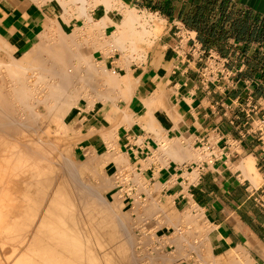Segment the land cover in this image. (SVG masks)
Here are the masks:
<instances>
[{
  "label": "crops",
  "instance_id": "obj_1",
  "mask_svg": "<svg viewBox=\"0 0 264 264\" xmlns=\"http://www.w3.org/2000/svg\"><path fill=\"white\" fill-rule=\"evenodd\" d=\"M115 1L152 15L156 23L142 57L118 49L104 58L99 53L111 83L97 102L72 115L73 160L89 184L75 189L86 199L77 207L94 206L89 214L104 221L93 219L106 226L94 222L103 232L109 202L116 213L129 208L142 249L165 256L159 264H264V0ZM76 6L62 14L78 15ZM99 7L98 20L106 15L105 6ZM58 9L47 0H0V38L29 52L42 43ZM115 25L107 26L106 36ZM87 189L98 192L92 193L102 203ZM59 205L55 214L64 212ZM63 214L62 225L73 221ZM74 217V224L63 227L80 229ZM81 229L74 238L81 234L84 247L86 240L95 246L86 249L92 259L85 248L81 255L80 243L79 252H60L43 232L39 255L55 264H104L107 238L101 239L107 234L94 230L89 239Z\"/></svg>",
  "mask_w": 264,
  "mask_h": 264
},
{
  "label": "bare ground",
  "instance_id": "obj_2",
  "mask_svg": "<svg viewBox=\"0 0 264 264\" xmlns=\"http://www.w3.org/2000/svg\"><path fill=\"white\" fill-rule=\"evenodd\" d=\"M34 1V0H33ZM36 2H38L37 0H35ZM47 1H51V2H55L56 4H57V6H58V12H59V16H58V18H57V20H55V21H53V22H50V24H48L47 26H46V29H45V32L43 33V37H42V41H40V42H42V43H39V44H42L43 46L41 47V45H36V46H34L29 52H27L24 56H20V57H13V60H11V59H9L10 60V62H5L6 60H5V58H4V60L2 59L1 60V58H0V73H1V82H2V84L0 85V159H1V162L3 163V165L4 166H2L1 168H0V225L1 224H3V222L5 221V220H7L8 221V225H6V227H5V232L7 233V235H6V239L4 238V240L2 239L1 240V242L2 243H4L5 245H8V247L7 248H9V250H11V252H8V254H7V256H6V254H4V257L6 256V260H7V262H9V263H11V264H39V261H40V263H41V259L43 258V255H44V253H41L40 252V255H39V237L43 234V233H45L44 235H43V237H45V238H47L48 240H49V242L51 243V242H53V241H56V245H57V247L56 246H54V247H56V248H58V249H60V248H62V250L60 251V252H63L64 251V249H67V250H69V249H76L77 248V243H80L81 245H82V243L84 244V242H85V239H84V242H82L83 240L81 239L82 237H81V234H80V236L79 237H77L78 238V240L80 239L81 240V242H79L76 238H74V236L76 235V233L78 234V232H80L81 233V231H80V229H81V227L82 226H80V227H78V228H80V229H76L77 227V225L75 226H70L69 227V229H66V228H64L63 226H65V225H68L69 226V224L71 223H73L74 224V222L72 221V222H69L68 224H65V225H62L63 223H65V221L63 220V218L62 217H64V212H65V215L67 214L68 215V212L71 210V206L70 205H68L67 204V202L69 203V201H71V200H69L68 199V197L70 196V194L68 195V197H67V195L66 194H64V189L65 188H68V192H71L70 191V189H69V187H68V185H67V187L65 186V183H63L62 184V182L63 181H61V180H65V179H61L60 181H61V184H62V189L63 190H61V193H59L60 191H58V189H61V187L59 188V186L58 187H56L57 189H55V191L57 192V195H56V193H55V196H53V198H52V196H50V199H51V208L49 209V207H48V209H47V207H46V212H44L45 214H44V218H43V220H42V223L41 224H39V205L41 204L39 201H43V198H40L39 199V184L42 186V188L45 186V187H47L48 185L50 186V182L51 181H49V180H45L44 178H45V175H49V174H47V172H49L47 169H46V167L45 168H43V169H45L44 171H46V174L44 173V177H42V180L40 179L39 180V177L42 175L43 176V173H41L42 172V170L43 169H41L43 166H41V172H40V170H39V166L40 165H42V164H44V163H42V161L43 160H46L47 161V159H45L46 157H49V156H47L51 151H49L50 150V148H49V150L47 151H45L44 149H42L41 150V147L39 146V145H36L37 144V142H35L34 141V139H32V141L30 140V142H26V141H24L23 143L21 142V146H19V147H10V144H9V141H8V138L10 139V137L9 136H12L11 135V130L12 129H14L13 127H12V125L13 124H16L15 122H10L11 121V119H14L15 121H18L19 123H20V125L21 126H25V128H27V126H30V123H32L31 121H33V125L35 126V129H36V122H35V124H34V120H35V118H32L33 117V115H32V117L31 118H29L30 116H28V119H29V121H28V119L26 120V118L25 119H23L24 117V113H19L18 111V114L19 115H16V113L13 111V113H15V115L16 116H14L13 118H11V116H13V113H8V110H12V107H11V105L9 106L8 105V103L5 101V99L6 98H8V100H11L12 102H13V104L15 105V106H18V108L19 107H21L22 108V111L24 112L25 110H28V109H26V107L28 106V102H27V105H24L23 103L25 102V98L27 99H29L30 98V96H32L33 97V93L34 94H36V96H37V94H38V96L37 97H33V102L35 103V105L38 107V105H43V106H45V108L43 107V106H41V107H43L45 110H46V114H47V116H46V114L44 115L43 113V115L44 116H46V117H48V119L49 120H51V121H56V120H62V125H61V127L62 128H60V129H63V127L64 128H66L67 126H66V123L67 122H65V119L68 117V116H70L71 115V112L73 111V109L75 108V103H76V100H77V98H79V97H77V96H75L76 94H75V92H74V96H72L73 95V91H75V90H78L77 89V87H78V85H76L77 83H74V81H76V76H75V73H73V75L71 76V74L69 73V72H71V71H69L68 73L70 74V76L71 77H69V76H67V77H65V76H63V75H65L66 73H65V70H63L64 71V73H61V75H62V77L63 78H61V76H60V74L58 73V76L56 75V77H60L59 79L60 80H58V81H52V82H48V81H46V74L43 76V74L46 72H44L43 73V71L44 70H48V72L49 73H51L52 72V70H54L55 68H57V66H59V65H53L54 64V62H56V60L54 61L53 60V58H57V57H55V56H53L52 58L49 56L50 54L48 53V56L50 57V59L52 60L51 61V66L53 65L55 68L53 69V67H49V65H48V67L49 68H51V69H48L47 67H45V65H40V64H42V62L40 61V64H39V58H41L42 56H40V54H39V49L40 48H44V46H45V43H46V38L47 37H49V38H52V36H54V32H57L58 34H59V39H57V37H56V39L57 40H59V41H61V39L63 40V38L64 37H67L68 36V38H69V36L73 33V32H71V34L69 35V34H67V29H66V25L67 24H69L70 23V18H75V19H77V20H82V23H83V27H82V29H81V27L79 28L80 30H82V34L84 33V35H85V37L86 38H84V36H83V38L84 39H87V40H89L90 38H92V37H95L96 38V36H98V39L100 38V35L97 33L98 31H99V29H102V30H105L106 28H107V26L111 23V22H114L116 25V30L115 31H113V33H111L112 35H111V38L109 39V40H104V41H102L103 42V47H106V48H108L109 46H111V48L113 47H115V46H117L118 44H116V43H121V41H122V38H123V36L121 37V29H122V27H128L127 28V30L130 28V30L129 31H131V29L133 30L134 29V31H136L138 34H136L135 33V35L134 36H136V35H139V36H141V38H143L142 40H144L145 42H147V40L151 37V36H153L152 35V33L150 32V30L149 29H145V28H141V30H138L139 28H136L135 27V25L136 24H139L141 27H143V26H145V25H143V23H141L140 22V20H141V17L136 13L137 11H135V10H127L126 12H125V14H124V17L121 19V20H118L114 15H113V12L114 11H116L117 13L119 12L118 10H119V6H118V3H117V1H113L112 3H111V0H68L67 2H66V0L64 1H62V0H47ZM114 3V4H113ZM87 4H90V6L89 7H86L87 6ZM98 4H103L104 6H105V8H106V15L103 17V18H101V19H99L98 21H96L92 16H90V14H89V11L91 10V9H93V7H95V6H97ZM70 5H72V6H75V5H77L76 6V8L74 9V11H76L77 12V14L78 15H76V16H73V17H71V16H65V15H63L62 14V12H67L68 10H67V6H70ZM17 22V21H16ZM144 24H145V22H144ZM148 24V23H147ZM148 26V25H147ZM74 28L75 29H77L75 26H74ZM69 30V29H68ZM78 30V29H77ZM80 32V31H79ZM78 32V33H79ZM100 32V31H99ZM125 32V31H124ZM57 33L55 34V35H57ZM132 33V32H131ZM74 34V38H76V36H75V32L73 33ZM80 34V33H79ZM82 34H80V35H82ZM78 35V34H77ZM103 35V34H102ZM125 35V34H124ZM127 36V38H128V34H126ZM73 36V35H72ZM72 36H70V40L71 39H73L72 38ZM78 37V36H77ZM125 37V36H124ZM130 37V36H129ZM61 38V39H60ZM68 38H66V40L68 39ZM136 38H138V37H136ZM1 39V38H0ZM53 39V38H52ZM125 39V38H124ZM129 39V38H128ZM135 39V38H134ZM54 40V39H53ZM70 40L68 41V42H70ZM93 40H95V39H93ZM127 40V39H126ZM141 40V41H142ZM64 41H65V38H64ZM97 41V40H96ZM124 41V40H123ZM134 41V40H133ZM132 41V42H133ZM137 41V40H136ZM143 41V42H144ZM149 41V40H148ZM48 42V41H47ZM52 42H54L53 44H54V46H56V45H58L59 46V44L61 43V42H59V44H56L55 43V41H52ZM94 42V41H93ZM131 42V43H132ZM138 42V41H137ZM151 42V41H150ZM139 43V42H138ZM137 43V44H138ZM141 43V42H140ZM148 43V42H147ZM47 44V43H46ZM49 44V43H48ZM56 44V45H55ZM65 44V43H64ZM64 44H62V45H60V46H63ZM72 44V42H70V44L69 45H71ZM93 44H95V43H93ZM121 44H124V43H121ZM126 44V43H125ZM137 44H135L134 45V48H133V50H134V52L137 50V52H138V50L140 51V49L138 48V46H137ZM142 44V43H141ZM68 45V46H69ZM14 46V45H13ZM49 46V45H48ZM57 46V48L56 47H54V48H56V49H59L60 48V46L58 47ZM119 46V48L120 49H123V48H121L123 45H118ZM117 46V47H118ZM126 46V45H125ZM128 46V45H127ZM49 47H51V46H49ZM48 47V51H50L49 49H52L53 48V45H52V47L51 48H49ZM65 47H66V45H65ZM79 48H77V51L80 49V50H82V51H78L77 53H74V55L75 56H77V58H78V60H79V63L81 62V63H83V65H84V63L87 61V62H89L90 63V61H91V58H96V54H92V53H94V49H95V46L93 45H91L90 44V46H88V47H86L87 49L85 50V47L84 48H80V47H82V46H78ZM89 47H90V50H89ZM140 47V46H139ZM8 48V47H7ZM46 48V47H45ZM44 48V49H45ZM53 48V50H55L56 51V49H54ZM62 48V47H61ZM69 48V50H70V48L71 47H68ZM73 48H74V46H73ZM72 48V49H73ZM144 48V47H143ZM3 49V48H2ZM6 49V48H5ZM9 49H10V47H9ZM15 49H17V48H15ZM14 49V50H15ZM63 49V48H62ZM61 49V50H62ZM65 49V48H64ZM142 49V48H141ZM74 50V49H73ZM114 50V49H113ZM4 51V53H6V54H8V53H10V52H5V51H7V50H3ZM47 51V52H48ZM71 51V50H70ZM109 51L111 52V50L109 49ZM141 51H143V49L141 50ZM52 52V51H51ZM62 51H59L58 50V53L59 54H57L58 55V57H59V55H60V53H61ZM65 52H67V50L65 51ZM64 51H63V53H65ZM110 52H107V53H105V55L106 56H108L109 55V53ZM45 53V52H44ZM54 53V52H53ZM3 55V54H2ZM9 55V54H8ZM47 55V54H46ZM45 56V55H44ZM47 56V57H48ZM75 56H73V57H75ZM62 57H65V56H62ZM69 57H71V55H70V53H69ZM8 57H6V59H7ZM9 58H12L11 56L9 57ZM75 59H76V57H75ZM78 60H76V63H77V61ZM93 60V59H92ZM48 61V59L45 61V62H47ZM50 61V60H49ZM54 61V62H53ZM57 61H58V59H57ZM67 61V60H66ZM53 62V63H52ZM65 62V61H64ZM95 62V61H94ZM49 63V62H48ZM61 63V62H60ZM66 63V65H68L69 63L68 62H65ZM78 63V65L77 66H75V70H76V67H80V65H82L81 63L79 64ZM39 64V65H38ZM43 64H44V62H43ZM62 64H63V66L62 67H64V63L62 62ZM61 64V65H62ZM87 64V63H86ZM86 64H85V66H86ZM90 64H93V62H91ZM89 64V65H90ZM88 65V64H87ZM47 66V65H46ZM91 67H92V65H90ZM89 66V68H87V66H86V69L85 70H87V69H89V70H87L85 73H87L88 71L90 72V74H91V67ZM60 67V66H59ZM58 67V68H59ZM72 67H74V66H72ZM93 69L92 70H94L95 69V63H94V66L92 67ZM4 69V70H3ZM64 69H66V68H64ZM68 69H69V65H68ZM102 69V68H101ZM43 70V71H42ZM49 70H51V72L49 71ZM70 70V69H69ZM85 70H83V71H85ZM104 70V69H103ZM27 71H32L33 72V74L32 75H34V73H36L37 71H39L40 73H43L42 75L40 74V73H38V74H40V79L41 80H43V79H45V83H43L42 81V83L44 84V85H46V86H42V87H48V90L46 89L45 90V92H41L40 91V89H39V91H37L38 89H36L37 87H35V88H33V87H31L30 86V84L32 83H34V84H37V82L36 81H38L39 80V76L37 75H35V76H31V77H35V81L34 82H29V80H27L26 78L27 77H25V74H26V72ZM42 71V72H41ZM59 72H60V69L58 70ZM68 71V70H67ZM66 71V72H67ZM77 71V70H76ZM48 72H46V73H48ZM56 72V74H57V71H55ZM78 72H80V71H78ZM78 72H76V75L78 74ZM82 72V71H81ZM80 72V73H81ZM93 72V71H92ZM67 73V75H69ZM79 73V74H80ZM83 73H81V75H82ZM48 75V74H47ZM84 75V74H83ZM82 75V76H83ZM89 75V74H88ZM26 76H28V75H26ZM51 77H52V79L53 78H55V77H53V74L52 75H50ZM54 76H55V73H54ZM91 76V75H90ZM108 77V76H107ZM28 78H29V76H28ZM78 78H80V75L78 76ZM91 77H89V79H90ZM33 79V78H32ZM38 79V80H37ZM56 79V78H55ZM80 79H82V77L80 78ZM48 80V79H47ZM51 80V79H50ZM88 80V79H87ZM86 80V81H87ZM85 81V80H84ZM89 81V80H88ZM36 82V83H35ZM39 82H40V80H39ZM77 82L79 83V80L77 79ZM81 82V81H80ZM83 82V81H82ZM42 83H41V85H42ZM85 83V82H84ZM106 83V82H105ZM108 83V82H107ZM80 85H81V83H79ZM38 85H40V83H38ZM87 85V84H86ZM128 85V84H127ZM35 86V85H34ZM37 86V85H36ZM83 86V85H82ZM81 86V87H82ZM119 86V85H118ZM41 87V86H40ZM41 87V88H42ZM50 87V88H49ZM70 87H72V88H70ZM80 87V88H81ZM110 88V87H109ZM45 89V88H44ZM71 89H74L73 91L71 90ZM87 89V88H86ZM43 90V89H42ZM91 90H93V89H91ZM123 90H121V92H122ZM127 92V91H126ZM78 94V93H77ZM82 94V93H81ZM90 94V93H89ZM40 95V96H39ZM79 96H80V98L79 99H81L82 97H81V95H80V93H79ZM93 96V95H92ZM74 97H76V98H74ZM91 97V96H90ZM101 97V96H100ZM122 98V97H121ZM31 100V101H32ZM10 101V102H11ZM30 101V100H29ZM30 101V102H31ZM6 102V103H5ZM32 102V103H33ZM13 105V106H14ZM30 105H32V104H30ZM9 107H11V108H8ZM25 107V110L23 109ZM33 107H35V106H33ZM27 108H29V107H27ZM31 108H32V106H31ZM30 108V109H31ZM15 110H16V107L14 108ZM34 109H36V107L34 108ZM75 110V109H74ZM9 111V112H10ZM20 111V110H19ZM21 111V112H22ZM31 111H32V113H31ZM33 108H32V110H30V113L31 114H33ZM12 112V111H11ZM25 112H27V111H25ZM29 112H28V114L29 115H31ZM36 113V111L34 112V114ZM39 111L35 114V117H37V119L39 120V118H38V115H39ZM10 114H12V115H10ZM40 115H41V113H40ZM44 116H43V118H44ZM23 117V118H22ZM42 117V116H41ZM50 117V118H49ZM11 118V119H10ZM20 118H22L23 119V121H20L19 119ZM63 118V119H62ZM70 118V117H69ZM30 119H31V121H30ZM34 119V120H33ZM41 119V118H40ZM44 119H46V118H44ZM44 119H43V121H44ZM13 120V121H14ZM123 120V119H122ZM43 121H41V122H43ZM10 123H12V125L10 124ZM29 123V124H28ZM48 123V122H47ZM46 123V124H47ZM7 124H9V125H11V126H9L8 128H7ZM32 125V124H31ZM32 125V126H33ZM33 126V127H34ZM75 126V125H74ZM10 127L12 128L11 130H10ZM16 127L18 128H20V126H17V124H16ZM17 128H15L16 130H17ZM29 128V127H28ZM27 128V129H28ZM38 128H39V126H38ZM14 129V130H15ZM30 129H32V128H29V130L28 131H30ZM19 130V131H18ZM17 130V133L18 132H20V131H22L21 130V128L20 129H18ZM26 130V129H25ZM34 130V129H33ZM38 130V129H37ZM13 131V130H12ZM66 131V130H65ZM27 132V131H26ZM22 133V132H21ZM24 133V132H23ZM63 134V133H62ZM80 135V134H79ZM24 139V138H23ZM20 140V139H19ZM25 140H27L26 138H25ZM36 140V139H35ZM38 140V139H37ZM28 141V140H27ZM39 141V140H38ZM31 142H35L36 144V146H38V147H40V148H38V147H35V149H33L34 147H33V144L31 143ZM40 143H42V141H39ZM78 142V141H77ZM11 143V142H10ZM13 143V142H12ZM12 145V144H11ZM47 144H45V146H46ZM16 146V145H15ZM43 147V146H42ZM109 147V146H108ZM113 147V146H112ZM46 148H48V147H46ZM45 148V149H46ZM64 153V152H63ZM61 156V155H60ZM112 156V158H114L113 160H115L116 158V156L114 157V154L113 155H111ZM110 156V157H111ZM58 157V156H57ZM67 158V157H66ZM94 158V157H93ZM103 159V158H102ZM62 160H63V158H62ZM68 160V159H67ZM99 160H100V158H99ZM54 161H56V160H54ZM70 161V160H69ZM119 161V160H118ZM117 161V162H118ZM49 162V164H50V161H48ZM47 162V163H48ZM65 162V161H64ZM68 162V161H67ZM96 162V161H95ZM42 163V164H41ZM56 163V162H55ZM54 163V164H55ZM91 163H92V161H91ZM91 163H89V164H91ZM99 163V161L97 160V164ZM40 164V165H39ZM51 164H52V162H51ZM60 164V163H59ZM72 164V163H71ZM82 164H83V162H82ZM86 164H88V163H84V165H83V167L84 166H88V165H86ZM95 164V163H94ZM2 165V164H1ZM60 166V165H59ZM82 166V165H81ZM92 166V165H91ZM89 167V166H88ZM87 167V168H88ZM60 168V167H59ZM63 169V168H62ZM52 170V169H51ZM51 170H50V172H51ZM60 170V169H59ZM66 170V169H65ZM68 170V169H67ZM85 170V169H84ZM92 171H94V169H91ZM55 171H57V169L55 170ZM54 171V172H55ZM91 171V172H92ZM39 172H40V176H39ZM53 172V171H52ZM66 172V171H65ZM70 172H72L71 170H70ZM95 172V171H94ZM80 173V172H79ZM50 174H52V173H50ZM67 174L69 175V174H71V173H69V172H67ZM73 174H75V172L73 173ZM54 175V174H53ZM50 176V175H49ZM52 176V175H51ZM70 176V175H69ZM69 176L67 177V178H69ZM72 176H74V175H72L71 174V179H73L72 178ZM118 176V175H117ZM54 177V176H53ZM53 177H51V179L49 178V177H47V178H49L50 180H52L53 181ZM80 177V176H79ZM84 177V176H83ZM34 178V181L33 180H30V179H33ZM55 178V177H54ZM74 178H75V176H74ZM76 178H77V176H76ZM82 178V177H81ZM44 179V180H43ZM56 179V178H55ZM78 180V179H77ZM39 181H40V183H39ZM48 181V182H47ZM66 181V180H65ZM73 182V180H70V182ZM67 182V181H66ZM78 182V181H77ZM76 182V183H77ZM50 183V184H49ZM54 183V182H53ZM74 183V182H73ZM73 183H71V184H73ZM105 183H107V182H105ZM33 184V185H32ZM58 184H59V182H58ZM61 184H59V185H61ZM83 184V183H82ZM88 186H89V184L88 183H86ZM29 185H31L30 187H32L33 189H35V191H36V193L35 194H37L35 197L36 198H34V195H28V193L27 192H25V193H23V194H20V191L21 190H23V187H26V186H29ZM70 185V184H69ZM75 185V184H74ZM78 185V184H77ZM85 185V184H84ZM83 185V187L85 188V186ZM92 185V184H91ZM63 186H65V187H63ZM72 186V185H71ZM101 186V189H103L104 187H106V186H104V187H102V185H100ZM109 186V185H108ZM29 188V187H28ZM50 188V187H49ZM76 188V187H75ZM84 188H82V189H84ZM96 188V187H95ZM97 188H99V187H97ZM48 189V188H47ZM46 189V190H47ZM78 189H79V187H78ZM86 189V188H85ZM105 189V188H104ZM25 190V189H24ZM27 190V189H26ZM44 190V189H43ZM73 190H75V189H73ZM80 190V189H79ZM97 190H99V189H96V191ZM48 191V190H47ZM50 191V190H49ZM52 191V190H51ZM85 191V190H84ZM89 191H91L90 193H92L94 190H88L87 189V192L89 193ZM28 192H30V191H28ZM63 192V193H62ZM67 192V193H68ZM76 192V195L78 194L77 193V191H75ZM86 192V193H87ZM52 193H53V191H52ZM65 193H66V191H65ZM87 193V194H88ZM89 193V194H90ZM93 193H95V195H97L96 197H98L99 195L98 194H96V193H98V192H93ZM93 193H92V195L91 196H93ZM32 194V193H31ZM49 194V193H48ZM54 194V193H53ZM52 194V195H53ZM81 193H79L78 194V196L80 195ZM86 194V195H87ZM100 194H101V192H100ZM50 195V194H49ZM72 197H73V192H72ZM40 196H43V195H41L40 194ZM77 196V197H78ZM83 196H85V195H83ZM88 197H89V195H87ZM101 196V195H100ZM94 197V196H93ZM96 197H94L95 199H96ZM71 198V197H70ZM75 197H73V199H74ZM87 198V197H86ZM101 198H102V196H101ZM101 198H99V201H100V199ZM73 199H72V202H73ZM82 199H83V197H82ZM88 199V198H87ZM98 199V198H97ZM96 199V200H97ZM103 199V198H102ZM45 198H44V202H45ZM77 200V199H76ZM80 199H79V197H78V201H79ZM86 201V199H85V197H84V199H83V201ZM92 200V199H91ZM95 200V202L96 203H98L97 201ZM75 201V200H74ZM80 201H82V200H80ZM80 201H79V204H80ZM85 201H84V204H85ZM104 201V200H103ZM63 202H64V204H63ZM71 202V203H72ZM94 201L92 200V203H93ZM40 203V204H39ZM61 203V204H60ZM74 203V202H73ZM72 203V204H73ZM100 203H102V200L100 201ZM100 203H98V205H99V207L101 208L102 206L100 205ZM114 203V202H113ZM28 204H32V206H30V210H29V206H28ZM61 205V206H63V207H65L64 209H62V210H64V212L63 213H61L60 212V210H57V211H59L61 214H63V216L60 214H58V213H54V207L56 206V205ZM71 204V205H72ZM84 204H83V207H84ZM94 204V203H93ZM44 205V204H43ZM48 205H50V203H48ZM59 205V206H60ZM65 205V206H64ZM73 205H75V204H73ZM89 205V204H88ZM97 205V204H96ZM97 205V206H98ZM6 206H7V212H6V210H5V208H6ZM41 207H42V204L40 205ZM76 206H78V205H76ZM106 206H108V205H106ZM105 206V208L106 209H108L107 207ZM114 206H115V204H114ZM41 207H40V210H41ZM80 207H82V206H80ZM94 207V206H93ZM93 207H92V209L90 208V210L92 211H94V209H93ZM99 207H97V208H99ZM112 207V206H111ZM56 209H57V206L55 207ZM61 207H59L58 209H60ZM72 208H74V207H72ZM76 208H78V212H80L81 210H79V207H76ZM88 208V206L85 208V209H87ZM100 208H99V212H100V214H102L101 213V211H100ZM103 208V207H102ZM105 208H103V210L102 211H104V209ZM113 208H115V207H113ZM45 209V208H44ZM70 209V210H69ZM85 209H83V210H85ZM4 210H5V212H4ZM43 210V209H42ZM74 210V209H73ZM72 210V211H73ZM90 210L88 211V210H85V211H88V212H90ZM109 210V209H108ZM107 210V211H108ZM114 210V209H113ZM112 210V211H113ZM76 211V209L74 210V212ZM117 211V210H116ZM56 212V211H55ZM82 212H84V211H82ZM96 212V211H95ZM98 212V211H97ZM99 212L97 213V214H99ZM110 212V211H109ZM56 215V217L58 216L59 218L57 219V218H55V220H57V223H55V224H58L59 226H56L55 224H54V219H53V215L54 214ZM77 213V212H76ZM91 213V212H90ZM104 213V212H103ZM114 213V212H113ZM46 214H48V215H46ZM58 214V215H57ZM83 214V213H82ZM86 214V216H87V218L89 217V215L91 216H93V213L92 214H89V215H87V213H85ZM85 214H83V215H85ZM99 214V215H100ZM106 214V217H107V221H108V218H111V217H109L108 216V213L106 212L105 213ZM105 214H103V215H101V217H103ZM117 214V213H116ZM41 215V214H40ZM66 215V216H67ZM72 215V212H69V216H71ZM77 216L79 215V214H76ZM75 214H74V216H76ZM81 215V214H80ZM110 215H112L113 217H115L113 214H111V212H110ZM43 216V215H42ZM61 216V217H60ZM67 217V219L68 218H70V217ZM73 216V215H72ZM71 216V217H72ZM82 216V215H81ZM86 216H84V217H86ZM83 217V216H82ZM94 217V216H93ZM95 217H98V215L97 216H95ZM95 217L94 218H91V223H92V219H94L95 220ZM101 217H99V219L101 218ZM117 217V216H116ZM42 218V217H41ZM40 218V219H41ZM64 218H66V217H64ZM74 218H75V220L77 219V217H73V220H74ZM86 218V219H87ZM90 218H88V219H90ZM71 219V218H70ZM69 219V220H70ZM80 219V216H79V218H78V220ZM87 219V220H88ZM104 220H106L105 218H103ZM115 220H117L118 221V219L117 218H114ZM77 220V221H78ZM96 220H98V219H96ZM95 220V221H96ZM112 220V222L114 223L115 221H113V218L112 219H110V221ZM121 220V219H120ZM119 220V221H120ZM81 221V220H80ZM95 221H93V222H95ZM101 221H103L102 219L99 221L98 220V222L100 223ZM107 221H106V223H107ZM117 221L115 222V223H117ZM56 222V221H55ZM97 222V221H96ZM95 222V223H96ZM104 222V221H103ZM62 223V224H61ZM80 223V222H79ZM95 223H92V224H95ZM102 223V222H101ZM70 224V225H71ZM78 224V223H77ZM91 224V225H92ZM97 224V223H96ZM105 224V223H104ZM112 224V223H111ZM118 224H119V222H118ZM117 224V225H118ZM41 225V226H40ZM81 225H82V223H81ZM87 225V224H86ZM98 226L100 225V226H102L101 224H97ZM108 225L109 224H107V228H108ZM40 226V227H39ZM62 226V227H61ZM67 226V227H68ZM88 226V225H87ZM92 226H94V225H92ZM98 226H96V229L94 228V230H96L97 231V227ZM104 226V225H103ZM113 226V227H112ZM110 225V227L107 229V232H103V231H101V230H99L100 232H103V233H105V235L104 236H106V234H110L111 236V238L113 237V236H115V229H117L118 228V226H120L121 227V225H118V226H115V225ZM126 226V225H125ZM104 227H106V226H104ZM104 227H102V228H104ZM116 227V228H115ZM120 227H119V229H120ZM123 227H124V225H123ZM122 227V228H123ZM113 228H114V230H113ZM87 229L89 230V227H87ZM106 229L104 230V231H106ZM29 230H32L34 233H33V236H31L30 238H28L27 236L29 235H27V233H29L30 231ZM81 230H83V229H81ZM84 230H86V229H84ZM83 230V231H84ZM3 231V232H4ZM39 231H41L40 233H39ZM82 231V232H83ZM90 231V230H89ZM89 231H88V233H89ZM99 231H97V232H99ZM115 231V232H114ZM126 231V230H125ZM43 232V233H42ZM97 232H96V234H97ZM84 233V232H83ZM86 233V232H85ZM90 233H91V231H90ZM89 233V234H90ZM95 233V232H94ZM124 233V232H123ZM122 233V235H124ZM3 234V233H2ZM91 234H93V233H91ZM114 234V235H113ZM0 235H1V233H0ZM86 235V234H85ZM100 235V234H99ZM103 235V234H102ZM120 235V234H119ZM119 235H117V237L119 236ZM88 236V235H87ZM93 236V235H92ZM109 236V235H108ZM125 236V235H124ZM124 236H123V238H124ZM42 237V236H41ZM42 237V239L44 240V238ZM89 237V236H88ZM87 237V238H88ZM94 237H96V236H94ZM102 237V236H101ZM110 237H108V238H110ZM116 237V236H115ZM120 237H121V235H120ZM2 238V237H1ZM85 238H86V236H85ZM92 239H93V237H91ZM103 238V237H102ZM107 238V236L106 237H104L103 239H101V241L103 240L104 241V239H106ZM119 238V237H118ZM118 238H116V241H117V239ZM122 238V237H121ZM90 239V238H89ZM88 239V240H89ZM114 240L113 241H115V238H113ZM128 238L126 237V240H127ZM29 240V241H28ZM109 242H110V240H108ZM115 241V242H116ZM124 241H125V239H124ZM124 241H122V242H124ZM1 242H0V244H1ZM48 242V243H49ZM107 242V241H106ZM102 242V244L104 245V244H106V249H107V247H108V245L109 244H107V243H109V242ZM41 243V242H40ZM86 243H88L89 245H87V247H84V245H82V246H80V244H79V248H82L81 250H80V253H82L81 255H83V257H85L88 253L90 254H88L89 256L88 257H86V258H90V256H91V258L90 259H92V255H93V253H92V255H91V251L90 252H88V250H90V249H92V247H93V245L91 246V244L86 240ZM91 243H92V241H91ZM98 243H101V242H97V244ZM111 243V242H110ZM114 242H112V244H113ZM117 243V242H116ZM149 243V242H148ZM93 244H95L94 242H93ZM118 244V243H117ZM117 244H115L116 245V248H118V249H120L119 250V253H117L116 252V254H118L117 255V258H115L116 260L114 261L113 260V263H112V259L110 258V256H109V254L108 253H106L107 254V258H106V262L105 261H103L104 260V258H102V256L100 257L99 255V257L100 258H102L101 260L103 261V263L104 264H126V263H124V259H123V253H122V249H124V245H123V243H122V245H121V243H119L120 245L119 246H117ZM125 244V243H124ZM129 244H131V243H129ZM133 244V243H132ZM146 244V243H145ZM26 245H27V248H26ZM49 245H52V244H49ZM86 245V244H85ZM100 245V244H99ZM114 245V246H115ZM126 245H127V243H126ZM4 246V245H3ZM53 246V245H52ZM70 246H71V248H70ZM88 246H89V248H88ZM97 246V245H96ZM111 246V245H110ZM114 246H112V247H114ZM122 246H123V248H122ZM0 247H2V246H0ZM23 247H25V248H23ZM51 247V246H50ZM60 247V248H59ZM95 247V246H94ZM93 247V248H94ZM100 247H101V245H100ZM99 247V248H100ZM23 248V250L25 249V251L27 250V253L25 254V253H22V255H20L19 256V254L21 253V251L22 252H24L23 250H21ZM85 248V252L83 251V249ZM99 248H97L98 250H100ZM116 248L115 249H112L111 251L109 250L110 248H108V251H110V254H111V252H114V250L116 251ZM86 249H88L87 251H86ZM105 249V248H104ZM7 250V249H6ZM5 250V251H6ZM8 250V251H9ZM55 250V249H54ZM78 250V248L76 249V251ZM102 250H103V248H102ZM101 250V251H102ZM122 250V251H121ZM4 251V253H7V251L5 252ZM82 251V252H81ZM93 251H95V249H93ZM100 251V252H101ZM118 251V250H117ZM124 251H126V250H124ZM77 252H79V251H77ZM76 252V254H78ZM83 252L84 253H86L85 254V256H84V254H83ZM95 252H97V251H95ZM94 252V254L97 256V254L99 253H95ZM104 252V251H103ZM2 253V252H1ZM11 253V254H10ZM65 253H67V255L69 256V251H66ZM73 253H75V252H73ZM102 253V252H101ZM101 253H100V255H101ZM10 254V255H9ZM24 254V255H23ZM43 254V255H42ZM70 256L69 257H71L72 259H73V257H72V253L70 252ZM112 254H114V253H112ZM122 254V255H121ZM125 254V253H124ZM128 255H129V252L127 253ZM9 255V256H8ZM60 255V254H59ZM73 255H75V254H73ZM78 255H80V254H78ZM77 255V256H78ZM115 255V254H114ZM41 256V257H40ZM62 256V255H61ZM76 256V255H75ZM76 256V259L79 257H77ZM103 256H104V254H103ZM109 256V257H108ZM125 256H126V254H125ZM132 256H133V254H132ZM39 257H40V260H39ZM48 257V256H47ZM47 257L45 256L44 258L46 259V260H44V258L42 259V261L44 260V262H42V264H44L45 263V261H47V262H50L51 261V259H52V262H50V264H55V262L56 261H53V258H51V259H47ZM50 257V256H49ZM82 257V256H81ZM81 257L80 258H78L79 259V261L81 260ZM82 257V258H83ZM106 257V256H105ZM115 257V256H114ZM120 257V258H119ZM127 257V256H126ZM71 258H69V259H71ZM93 258H94V256H93ZM129 258H131V256L129 257ZM85 259V258H84ZM84 259L82 260V261H84ZM114 259V258H113ZM133 258H131V260H132ZM170 258H168V260H169ZM5 260V261H6ZM94 260H99L97 257L94 259ZM167 260V261H168ZM68 261V260H67ZM86 261L88 262V260H85V264H87L86 263ZM133 261V260H132ZM139 261V260H138ZM166 261V262H167ZM170 261L171 260H169V262H167V263H170ZM6 262V263H7ZM54 262V263H53ZM92 261L90 260V262H88V264H90ZM94 262V261H93ZM98 262V263H97ZM95 264H100V260L99 261H97ZM8 263V264H9ZM81 264H84V263H82V262H80ZM102 263V262H101ZM149 263V262H148ZM147 263V264H148ZM150 263H151V261H150ZM157 263V262H156ZM1 264V263H0ZM47 264H49V263H47ZM57 264H59L58 262H57ZM94 264V263H93Z\"/></svg>",
  "mask_w": 264,
  "mask_h": 264
},
{
  "label": "rangeland",
  "instance_id": "obj_3",
  "mask_svg": "<svg viewBox=\"0 0 264 264\" xmlns=\"http://www.w3.org/2000/svg\"><path fill=\"white\" fill-rule=\"evenodd\" d=\"M15 2H17V3H19V4H22V3H25V2H27V0H14ZM37 1H39V0H37ZM63 1V0H62ZM65 1V0H64ZM68 0H66V2H67ZM114 1V0H113ZM112 0H111V3L113 2ZM115 2V1H114ZM118 3V2H117ZM114 4V3H113ZM99 5H101V4H98L97 6H95V7H93V9H91V14H92V16L94 17V19H96V21H98V18L103 14H99V12H100V10L102 9V8H100L99 7ZM118 6H119V13H120V16H118L117 18H118V20H121L123 17H124V14H125V12L129 9L128 7H126L125 5H121V4H119L118 3ZM71 7H72V5H71ZM74 7V6H73ZM98 7V8H97ZM97 8V9H96ZM67 9L69 10V11H71L72 9L70 8V6H68L67 7ZM130 10V9H129ZM131 10H133V9H131ZM140 17H141V20H140V22L141 23H143V25H145V26H143V27H141L139 24H136L135 25V27L136 28H139L138 30H141V28L143 29V28H145V29H150L151 28V25H153L154 23H156V22H154V17L152 16V15H145V14H142L141 12H139V11H137L136 12ZM99 14V15H98ZM71 17H73V16H71ZM97 17V18H96ZM70 20V23L69 24H67L66 25V31H67V34H71V32H75L76 34H75V36H76V38H74V34L72 33L70 36H72V38L73 39H71L70 40V36H69V38H68V36L67 37H64L65 38V41H64V38H63V40L61 39V41H59V40H57V39H59V37L61 36H59V34L57 33V32H54V36H52V38L54 39H52V38H49V37H47L46 38V40L48 41H46V43H45V46H44V48H40L39 49V54H40V56H42L41 58H39V64H40V61L42 62V64H40L41 66L42 65H45V67H47L48 69H51V68H49V67H53V69L55 68L53 65H59V66H57V68H55L54 70H52V72H51V70H49L51 73H49L48 72V70H42L43 71V73L46 71V72H48V73H40L39 71H37L36 73H34V75H32L33 74V72L32 71H27L26 72V74H25V77H27L26 79L27 80H29V82H34L36 79H35V77H31V76H39V80H40V82H39V80L38 81H36L37 82V84H30V86L31 87H33V88H35V87H37L36 89H38L37 91H39V89H40V91L42 92H45V90L47 89L48 90V87L46 88V87H42L44 84L43 83H45V79H43V80H41L40 78V74L42 75L43 74V76L45 75L46 76V81H48V82H52V81H58V80H60L59 78L60 77H56V75L58 76V73L60 74V76H61V78H63L62 77V75H61V73H64V71L63 70H65V75H63V76H65V77H67V76H69V77H71L72 75H73V73H75V76H76V81H74V83H77L76 85H78V87H77V89L78 90H75V91H73L74 89H71L72 91H73V95L72 96H74L75 94V96H77V97H79L80 98V96H79V93H80V95H81V99H79V98H77V100H76V103H75V110L73 109V111L71 112V115L70 116H68L66 119H65V122H67L66 123V128H64L63 127V129H60V128H62L61 127V125H62V120H56L55 122L54 121H51V120H49L48 119V117H46L47 116V112H46V110L44 109L45 108V106H43V105H38V107L35 105V103L33 102V97H37L38 96V94H37V96H36V94H32L33 95V97L32 96H30V98L28 99H26L25 98V102L23 103L24 105H27V102H28V106L27 107H29V108H27L26 107V109H28V110H25V107L23 108L25 111H27V112H23L22 111V108L21 107H19L18 108V106H15L14 104H13V102L11 101V100H8V98H6L5 99V101L8 103V105L10 106L11 105V107H12V112L10 111V110H8V113H13V111L16 113L17 111L19 112V113H24V118L23 119H25L26 117V120L28 119V116H30L29 118H31L32 117V115H33V117L32 118H35V120H34V124H35V122H36V129H35V126L33 125V121H31V119H30V121L32 122V123H30V126H27V128L29 127V128H32V129H30V131H28L29 130V128L27 129V128H25V126H21L20 125V123L18 122V121H15L14 119H11V118H13L14 116H16V115H19L18 114V112L16 113V115H15V113H13V116H11V121L10 122H15L16 124H17V126H20V128H21V130L22 131H20V132H18L17 133V130L18 129H20L19 127L17 128L16 127V124H13L12 125V123H10L11 125H12V127L15 129V128H17V130L15 129H12L11 127H10V130H11V135L12 136H9L10 137V139L8 138V141H9V144H10V147H19V146H21L20 144H21V142L23 143L24 141H26V142H30V140L32 141V139H34V141L35 142H37V144L34 142H31L32 144H33V147L35 146V147H38V146H36V145H39L40 147H41V150L42 149H44L45 151L47 150H49V148H50V150L49 151H51L47 156H49V157H46L45 159H47V161L46 160H43L42 161V163H44V164H42V165H40L39 166V170H40V172H41V169H43V168H45L46 167V169L49 171V172H47V174H49L48 176L47 175H45V180H49V181H51L49 184H50V186L48 185L47 187H43L42 188V186L39 184V199L40 198H43V201L41 200V201H39L41 204H42V207L39 205V217L41 218L42 217V215H43V212L44 211H46V207H47V209H48V207H49V209L51 208V199L53 198V196H55V193H56V195H57V192L58 191H60L59 193H61V190H63L62 189V184L63 183H65V186L67 187V185H68V187H69V189H70V191L71 192H68L69 190H68V188H65L64 190L66 191V193H65V191H64V194H66L67 195V197H68V195L71 193L72 194V192H73V197H75L74 199H73V197H72V195L70 194V196L68 197V199L69 200H71V201H69V203L67 202V204L68 205H70L71 207V210L69 211V212H72V215H73V217H74V213L75 212H77L79 215L78 216H86V214L85 213H87V215H89L88 213V211H85V210H88V209H85L84 207H79V210H81L80 212H78L77 210H78V208H76V207H74V208H72L73 207V204H75V205H77V204H79V201L80 200H82L83 201V199H84V193H82V192H78L77 191V193L79 194V193H81L79 196H78V194L76 195V192H75V190H73V189H78V187L80 188L81 187V185H83V184H85L86 183V181L84 180V177H83V168H82V166L80 165V164H78V163H75V161L73 160V137H74V134H75V130H76V123L72 120V115L75 113V111L79 108V107H82V106H84V105H89V104H92V103H94V102H97L101 97L100 96H102V94L104 93V90L108 87V84L109 83H111V74H110V72H108L107 70H106V68H105V66L101 63V58H100V54L99 53H101V56L104 58L106 55H105V53H107V52H110L109 51V49L111 50V52L109 53V55L108 56H110L111 54H113V51L115 50V49H118L120 52H121V54L122 55H124V56H126V55H132V54H138L140 57H142L143 55H144V52H145V49L144 48H142L143 47V45L146 43L144 40H142L143 38H141V36H139V35H136V36H134L135 35V33L136 34H138L136 31H134V29L132 30L131 29V31H129L130 30V28L127 30V28L128 27H122V29H121V37L123 36V38H122V41H121V43H124V44H121V43H116V44H118V45H123L121 48H123V49H120L119 48V46L117 47V46H115L114 48L112 47L111 48V46H109L108 48H106V47H103V42L102 41H104V40H109L110 38H111V36H106L105 35V30H102V29H99V31L97 32L99 35H100V38L98 39V36H96V38L95 37H92V38H90L89 40H87V39H84V38H86L85 37V35H84V33L82 34V30H80L79 28L81 27V29H82V27H83V23H82V20H77V19H75V18H70L69 19ZM144 22H145V24H144ZM148 23V24H147ZM111 24H115L114 22H111ZM148 25V26H147ZM74 26L78 29H75L74 28ZM116 27V26H115ZM69 29V30H68ZM80 31V32H79ZM125 31V32H124ZM80 34H82V35H80ZM132 32V33H131ZM151 32V31H150ZM57 33V35H55ZM152 33V35H153V32H151ZM78 34V35H77ZM103 34V35H102ZM125 34V35H124ZM126 34H128L129 36H128V38L126 37L127 35ZM57 37V39H56V37ZM78 36V37H77ZM83 36H84V38H83ZM125 36V37H124ZM136 37H138V38H136ZM66 38H68L67 40H66ZM125 38V39H124ZM135 38V39H134ZM93 39H95V40H93ZM127 39V40H126ZM70 40V42H72V44L71 45H69L70 44V42H68ZM97 40V41H96ZM124 40V41H123ZM134 40V41H133ZM139 42H137V41ZM142 40V41H141ZM52 41H55V43L56 44H59V42H61L60 44H59V46L60 45H62V44H64L63 46H60V48L59 49H56L57 48V46L58 45H56V46H54V42H52ZM94 41V42H93ZM133 41V42H132ZM144 41V42H143ZM132 42V43H131ZM142 44H141V43ZM49 43V44H48ZM93 43H95V44H93ZM126 43V44H125ZM138 43V44H137ZM90 44L93 46H95V49H94V53H92V54H96V58H91V61H90V63L91 62H93V64H90L89 62H85L84 63V65H83V63H81L82 65H80V67L78 68V67H76V70L74 69L75 68V66H77L78 65V63H79V60H78V58H77V56H75L74 55V53H77L78 51H82V50H78L77 51V48H79L78 46H82V47H80V48H84L85 47V50L87 49L86 47H88V46H90ZM135 44H137V46H138V48L140 49V51L138 50V52H137V50L134 52V50H133V48H134V45ZM51 46L52 47V45H53V48L54 47H56V48H54V49H56V51L55 50H53V48L52 49H49L50 51H48V47L49 46ZM65 45H66V47H65ZM69 45V46H68ZM126 45V46H125ZM128 45V46H127ZM43 46V45H42ZM41 46V47H42ZM58 46V47H59ZM73 46H74V48H73ZM84 46V47H83ZM8 47V48H7ZM9 47H10V49H9ZM51 47H49V48H51ZM63 49H62V48ZM68 47H71L70 48V50H69V48ZM3 48V49H2ZM6 48V49H5ZM15 48H17L16 46H13V44L11 43V42H5V41H3L2 39H0V58H1V60L3 59L4 60V58H5V62H10V60L9 59H11V60H13V57H20V56H24L27 52H21V51H19V49L17 48V49H15ZM65 48V49H64ZM74 50H73V49ZM143 49V51H141L142 49ZM15 49V50H14ZM62 49V50H61ZM114 49V50H113ZM3 50H7V51H5V52H10V53H8V54H6V53H4V51ZM58 50L59 51H62L61 53H60V55H59V57H58V55L57 54H59L58 53ZM67 50V52H65ZM88 50V49H87ZM89 50H90V47H89ZM48 51V52H47ZM52 51V52H51ZM63 51L65 52V53H63ZM45 52V53H44ZM54 52V53H53ZM74 52V53H73ZM48 53L50 54L49 56L52 58L53 56H55V57H57V58H53V60L55 61L56 60V62H54V64L51 66V59H50V57L48 56ZM57 53V54H56ZM69 53H70V55H71V57H69ZM3 54V55H2ZM47 54V55H46ZM45 55V56H44ZM53 55V56H52ZM12 57V58H9V57ZM48 56V57H47ZM62 56H65V57H62ZM73 56H75L76 57V59H75V57H73ZM6 57H8L7 59H6ZM48 59V61L47 62H45L46 60ZM57 59H58V61H57ZM93 59V60H92ZM50 60V61H49ZM67 60V61H66ZM76 60H78L77 61V63H76ZM68 62L69 64V69H68V65H66V63L65 62ZM95 61V62H94ZM43 62H44V64H43ZM49 62V63H48ZM52 62V63H53ZM61 62V63H60ZM62 62L65 64L64 65V67H62L63 66V64H62ZM79 63V64H80ZM88 65H87V64ZM94 63H95V69L94 70H92L93 68V66H94ZM38 64V65H39ZM62 64V65H61ZM77 64V65H76ZM85 64H86V66H87V68H89V66L90 65H92V67L90 68L91 69V74H90V70L89 69H87V70H89L87 73H85L87 70H85L86 69V66H85ZM90 64V65H89ZM47 65V66H46ZM48 65H49V67H48ZM72 66H74V67H72ZM79 66V65H78ZM59 67V68H58ZM64 68H66V69H64ZM102 68V69H101ZM60 69V72L58 71ZM104 69V70H103ZM4 70V69H3ZM68 70V71H67ZM83 70H85V71H83ZM41 71V72H42ZM55 71H57V74H56V72ZM67 71V72H66ZM69 71H71V72H69ZM78 71H82L81 73H83L82 75H81V73L80 72H78ZM93 71V72H92ZM71 74V76H70V74ZM76 72H78V74L76 75ZM38 73H40V74H38ZM54 73H55V76H54ZM67 73L69 74V75H67ZM80 73V74H79ZM48 74V75H47ZM53 74V77H55V78H53L52 79V77L50 76V75H52ZM89 74V75H88ZM26 75H28L29 76V78H28V76H26ZM31 75V76H30ZM80 75V78L82 77V79H80V78H78V76ZM91 75V76H90ZM108 76V77H107ZM89 77H91L90 79H89ZM0 78H1V73H0ZM33 78V79H32ZM48 79V80H47ZM51 79V80H50ZM58 79V80H57ZM77 79L79 80V83H81V85L77 82ZM89 81H88V80ZM85 80V81H84ZM87 80V81H86ZM43 83H42V82ZM81 81V82H80ZM83 81V82H82ZM35 82V83H36ZM85 82V83H84ZM106 82V83H105ZM108 82V83H107ZM38 83H40V85H38ZM41 83H42V85H41ZM2 84V82H1V79H0V85ZM87 84V85H86ZM35 85V86H34ZM37 85V86H36ZM83 85V86H82ZM42 88H41V87ZM44 86H46V85H44ZM82 86V87H81ZM81 87V88H80ZM45 88V89H44ZM50 88V87H49ZM70 88H72V87H70ZM87 88V89H86ZM43 89V90H42ZM91 89H93V90H91ZM50 90V89H49ZM48 90V91H49ZM39 91V92H40ZM74 92H75V94H74ZM78 93V94H77ZM82 93V94H81ZM90 93V94H89ZM93 95V96H92ZM40 96V95H39ZM91 96V97H90ZM74 98H76V97H74ZM31 102H30V101ZM11 101V102H10ZM27 101V102H26ZM5 102V103H6ZM33 102V103H32ZM30 104H32V105H30ZM14 105V106H13ZM31 106H32V108H33V114H31L32 113V111H31V113H30V110H32V108H31ZM33 106H35L36 107V109H34L35 107H33ZM41 106H43V107H41ZM11 107H9V108H11ZM16 107V110L14 109ZM8 108V107H7ZM8 108V109H9ZM31 108V109H30ZM20 110V111H19ZM10 111V112H9ZM22 111V112H21ZM36 111V113L39 111L40 113H41V115H40V113H39V115H38V118H39V120L37 119V117H35V114H34V112ZM28 112L31 114V115H29L28 114ZM45 115L46 114V116H44L43 114ZM10 115H12V114H10ZM28 115V116H27ZM42 116V117H41ZM43 116H44V118H46V119H44L43 118ZM70 117V118H69ZM22 118H20L19 120L20 121H23V119ZM41 118V119H40ZM50 118V117H49ZM43 119H44V121H43ZM63 119V118H62ZM14 120V121H13ZM28 121H29V119H28ZM41 121H43V122H41ZM48 122V123H47ZM47 123V124H46ZM29 124V123H28ZM34 126H32V125ZM8 126H7V128L9 127V126H11V125H9V124H7ZM75 125V126H74ZM38 126H39V128H38ZM26 129V130H25ZM34 129V130H33ZM38 129V130H37ZM66 130V131H65ZM19 131V130H18ZM27 131V132H26ZM22 132V133H21ZM24 132V133H23ZM63 133V134H62ZM24 138V139H23ZM25 138L28 140H25ZM20 139V140H19ZM36 139V140H35ZM42 141V143H40L39 141ZM11 142V143H10ZM13 142V143H12ZM12 144V145H11ZM36 144V145H35ZM45 144H47L46 146H45ZM16 145V146H15ZM43 146V147H42ZM35 147L33 148V149H35ZM40 147H38V148H40ZM46 147H48V148H46ZM46 148V149H45ZM64 152V153H63ZM61 155V156H60ZM58 156V157H57ZM67 157V158H66ZM62 158H63V160H62ZM68 159V160H67ZM54 160H56V161H54ZM70 160V161H69ZM48 161H50V164H49V162ZM65 161V162H64ZM68 161V162H67ZM48 162V163H47ZM51 162H52V164H51ZM56 162V163H55ZM55 163V164H54ZM60 163V164H59ZM72 163V164H71ZM2 164V165H1ZM60 165V166H59ZM2 166H4L3 165V163L1 162V159H0V168L2 167ZM41 166H43L42 168H41ZM60 167V168H59ZM41 168V169H40ZM63 168V169H62ZM52 169V170H51ZM57 169V171H55ZM60 169V170H59ZM66 169V170H65ZM68 169V170H67ZM45 169H43L42 170V172L41 173H43V176L40 174V172H39V180L41 179L42 180V177H44V173L46 174V171H44ZM50 170H51V172H50ZM70 170L72 171V172H70ZM53 171V172H52ZM55 171V172H54ZM66 171V172H65ZM67 172H69V173H71L72 175H74L75 176V178H74V176H72V178L73 179H71V174H67ZM75 172V174H73ZM80 172V173H79ZM50 173H52V174H50ZM54 174V175H53ZM52 175V176H51ZM56 178H54V177ZM69 176V178H67ZM76 176H77V178H76ZM80 176V177H79ZM47 177H49L50 179H51V177H53L52 179H53V181L52 180H50L49 178H47ZM82 177V178H81ZM65 179V180H61V179ZM43 179V180H44ZM78 179V180H77ZM30 180H33L34 181V178L33 179H30ZM63 181L62 182V184H61V181ZM70 180H73V182L71 181L70 182ZM78 181V182H77ZM48 182V181H47ZM54 182V183H53ZM58 182H59V184H61V185H59L58 184ZM77 182V183H76ZM39 183H40V181H39ZM71 183H73V184H71ZM83 183V184H82ZM70 184V185H69ZM75 184V185H74ZM78 184V185H77ZM33 185V184H32ZM59 186V188L61 187V189H58V191L56 192L55 191V189H57L56 187H58ZM72 185V186H71ZM31 185H29V186H26V187H23V190H21L20 191V194H23V193H25V192H27L28 193V195H34V198H36L37 196V194H35L36 193V191H35V189H33L32 187H30ZM65 186H63V187H65ZM29 187V188H28ZM50 187V188H49ZM76 187V188H75ZM48 188V189H47ZM25 189V190H24ZM27 189V190H26ZM44 189V190H43ZM48 191H47V190ZM50 190V191H49ZM53 191V193H52V191ZM68 190V191H67ZM28 191H30V192H28ZM68 192V193H67ZM32 193V194H31ZM50 195H49V194ZM63 193V192H62ZM40 194L41 195H43V196H40ZM53 194V195H52ZM36 196V197H35ZM50 196H52V198L50 199ZM79 197V201H78V197ZM33 197V196H32ZM71 197V198H70ZM82 197H83V199H82ZM44 198L46 199L45 200V202H44ZM72 199H73V202H72ZM77 199V200H76ZM75 200V201H74ZM82 201H80V204H82ZM73 204H72V203ZM76 202V203H75ZM48 203H50V205H48ZM44 204V205H43ZM63 204H64V202H63ZM72 204V205H71ZM28 206H29V210H30V206H32V204L30 205V204H28ZM40 207H41V210H40ZM114 206H112L111 207V205H110V202L108 203V211H107V213H108V216L109 217H111V218H108V221H107V224H109L108 225V228L110 227V225L112 226V225H115V226H118V225H121V227L120 226H118V228L117 229H115V236H113L112 238L110 237L111 235L110 234H107V242H109L108 240H110V242L109 243H107V244H109L108 245V247H107V253L109 254V256H110V258L112 259V263H113V260L115 261L116 259L115 258H117V255L118 254H116V252L117 253H119V250L120 249H118V248H116V245L115 244H117V246H119L120 244L119 243H121V245H122V243H123V245H124V249H122L121 251H122V253H123V261H124V263H126V264H147L148 262V264H159V263H163V260L165 259V256H163V255H158V256H154V255H152V254H149L148 253V250H147V248H143L142 249V240H141V245H140V240L138 239V237H137V232H136V235H135V233L133 232V225H132V219H131V211H130V209L129 208H124V210L121 212V210H120V208H118V213L116 214V208H113ZM45 208V209H44ZM7 209V206H6V208H5V210ZM43 209V210H42ZM76 209V211L74 212V210ZM83 209H85V210H83ZM114 209V210H113ZM5 210H4V212H5ZM73 210V211H72ZM113 210V211H112ZM82 211H84V212H82ZM111 212V214H113L115 217H113L112 215H110V212ZM6 212H7V210H6ZM114 212V213H113ZM85 214V215H83V214ZM41 214V215H40ZM81 214V215H80ZM44 217V216H43ZM42 217V218H43ZM39 218V223L42 221V218L40 219ZM87 218V216L85 217V218H81L80 220H81V222L78 220L77 222H78V226H82V229L84 230V229H86V230H84V233L86 234V237H88V238H90V231L93 233V231H94V228H95V225L94 224H92V223H94L93 221H92V223L90 222L91 221V218H90V215H89V217L88 218H90V219H86ZM113 218V221H116L114 218H118V221H119V224L117 225V223H113L112 222V220L110 221V219H112ZM73 219V218H72ZM74 220H75V218H74ZM74 220H73V222H74ZM80 222V223H79ZM81 223H82V225H81ZM112 223V224H111ZM9 223H8V221L7 220H5L4 222H3V224H1L0 225V233H1V235H0V242H1V240L3 239L4 240V238L6 239V235H7V233L5 232L6 230H5V227H6V225H8ZM77 224V223H76ZM88 226H87V225ZM94 225V226H92V225ZM123 225H124V227H123ZM126 225V226H125ZM87 227H89V230L87 229ZM113 227V226H112ZM119 227H120V229H119ZM123 227V228H122ZM107 228V229H108ZM116 228V227H115ZM5 230V231H4ZM82 230V231H83ZM113 230H114V228H113ZM126 230V231H125ZM4 231V232H3ZM30 232L29 233H27V237L28 238H30L31 236H33V231L32 230H29ZM88 231H89V233H88ZM125 234H124V233ZM3 233V234H2ZM122 233L125 235H122ZM84 234V235H85ZM121 235V237H120V235ZM88 235V236H87ZM109 235V236H108ZM114 235V234H113ZM117 235H119L118 237H117ZM123 236H124V238H123ZM2 237V238H1ZM108 237H110V238H108ZM126 237L128 238L127 240H126ZM113 238H115V241H116V238H118L117 239V243L115 242V241H113L114 239ZM124 239H125V241H124ZM29 241V240H28ZM122 241H124V242H122ZM112 242H114L113 244H112ZM125 243V244H124ZM126 243H127V245H126ZM129 243H131V244H129ZM133 243V244H132ZM138 243H139V246H138ZM4 245V246H3ZM111 245V246H110ZM115 245V246H114ZM0 246H2V247H0V263L1 264H8L9 262H7V260L5 259L6 258V256H7V254H8V252H11V250H9V248H7L8 247V245H5L4 243H2L1 242V244H0ZM112 246H114V247H112ZM23 248H25V247H23ZM23 248L21 249V250H23ZM26 248H27V245H26ZM25 248V249H26ZM108 248H110L109 250L111 251L112 249H115L116 248V251L114 250V252H111V254H110V251H108ZM122 248H123V246H122ZM7 249V250H6ZM25 249L23 250L24 252H22L21 251V253L19 254V256L20 255H22V253H27V250L25 251ZM7 251V253H4V251ZM9 250V251H8ZM118 250V251H117ZM124 250H126V251H124ZM5 251V252H6ZM113 251V250H112ZM2 252V253H1ZM129 252V255L127 254ZM112 253H114V254H112ZM126 254V256H125V254ZM4 254H6V256L4 257ZM11 254V253H10ZM9 254V255H10ZM132 254H133V256H132ZM8 255V256H9ZM24 255V254H23ZM122 255V254H121ZM108 256V257H109ZM115 256V257H114ZM131 256V258H133L132 260H131V258H129ZM114 258V259H113ZM120 258V257H119ZM6 260V261H5ZM139 260V261H138ZM150 261H151V263H150ZM7 262V263H6ZM157 262V263H156ZM9 264H11V263H9ZM115 264V263H114Z\"/></svg>",
  "mask_w": 264,
  "mask_h": 264
}]
</instances>
